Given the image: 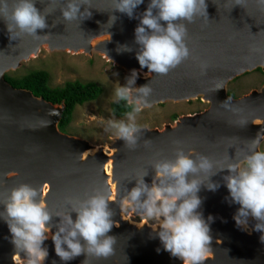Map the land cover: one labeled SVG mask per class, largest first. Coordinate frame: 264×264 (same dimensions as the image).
I'll list each match as a JSON object with an SVG mask.
<instances>
[{"label":"water","instance_id":"95a60500","mask_svg":"<svg viewBox=\"0 0 264 264\" xmlns=\"http://www.w3.org/2000/svg\"><path fill=\"white\" fill-rule=\"evenodd\" d=\"M64 2L35 0L37 10L46 14L47 25L37 29V36L15 29L8 32L16 0H7L8 15L0 14V201L12 188L28 184L38 190V199L42 198L55 215L70 211L66 200L84 199L94 190H103L113 197L109 207L116 226L108 233L115 239L113 254L104 258L82 252L67 264H183L154 238L152 229L157 223L131 219L141 215L132 210L125 215L121 199L135 186V180L129 179L147 170L144 179L150 184L155 174L151 163L174 159L178 148L222 163L242 159L252 139L256 138L260 150L264 139V83L240 97L229 95L227 85L255 69L264 73V6L258 0H205L207 15L201 7V14L186 23L189 57L166 75H156L141 69L135 59L134 29L148 0L138 6L132 19L112 10L113 0H86L80 11L86 7L91 16L74 21L62 17ZM110 16L116 17L112 25ZM121 45L132 51H118ZM41 48L98 55L123 69L125 76L136 69L139 75L134 86L149 85L151 107L196 99L207 106L178 116L161 128L140 126L135 146H126L115 136L95 145L59 130L63 101L51 103L5 80V74L35 57ZM217 87L220 89L214 90ZM227 98L230 103L225 107L222 102ZM109 162L111 167L105 168ZM225 174L211 177L221 183L217 191L202 186L198 193L204 217L211 214L215 218L204 264H264L261 233L252 230L255 221L249 218L245 230L237 227L233 215L239 206L225 202L228 192L221 180ZM71 215L75 219L76 214ZM58 221L59 217L52 218L53 224ZM44 243L48 248L44 264H62L51 239ZM24 261V254H17L11 243L6 223L0 221V264Z\"/></svg>","mask_w":264,"mask_h":264},{"label":"clouds","instance_id":"9594fccd","mask_svg":"<svg viewBox=\"0 0 264 264\" xmlns=\"http://www.w3.org/2000/svg\"><path fill=\"white\" fill-rule=\"evenodd\" d=\"M85 3L86 0H65L60 9L64 20L89 18L88 8L80 11ZM143 3L144 0H113L112 10L132 19L136 18L134 12ZM258 3L264 6V0ZM201 7L207 15L205 0H148L134 29L135 59L141 69L166 75L189 57L185 43L186 23H192L201 14ZM0 14L8 15L7 0H0ZM45 16L35 7V0H16L7 30L37 36V29L47 27ZM115 19V16L109 17L111 25ZM118 51L131 52L132 48L121 45ZM138 75L137 70L132 69L125 77V84H119L114 90V101H123L131 107L126 113L127 122L108 120L105 127L106 132L112 131L126 146L138 143L141 128L136 123L137 114L151 107L147 99L152 91L149 85L134 86ZM217 89L220 87L214 90ZM222 103L228 107L230 101L227 98ZM257 144L256 138L252 139L248 152L234 163L213 161L201 154H186L178 148L174 159L151 163L155 174L150 184L144 179L148 176L147 170L128 180H135V186L123 196L121 207L157 221L152 229L154 238L170 256L183 264H204L212 241L210 225L215 218L211 214L204 217L198 193L202 186L208 191H217L221 183L214 182L211 177L226 171L221 180L228 192L225 202L239 206L233 215L236 226L245 230L251 218L255 221L252 230L261 233L260 240L264 243V151L259 150ZM110 167L111 162L105 165V168ZM42 191L46 192L47 188ZM39 195L36 188L20 184L0 201V221L6 223L11 243L17 254H24L26 264H44L48 257L44 242L49 238L62 264L82 252L104 258L113 254L115 239L108 235L116 226L109 207L112 195L94 190L84 199H68L66 206L70 211L55 215L42 198L38 199ZM71 213L76 214L75 219ZM53 217H59L55 224Z\"/></svg>","mask_w":264,"mask_h":264},{"label":"rangeland","instance_id":"374dc122","mask_svg":"<svg viewBox=\"0 0 264 264\" xmlns=\"http://www.w3.org/2000/svg\"><path fill=\"white\" fill-rule=\"evenodd\" d=\"M42 69L49 75L48 84L51 87L62 86L67 81L93 82L101 92L92 101L75 106L71 120L62 130L65 134L89 140L95 145H102L114 136L112 131H105L108 120H124L126 115L116 117L111 112V103L114 101V90L120 84H125L123 69L105 61L98 55L89 56L83 53L48 52L41 48L40 52L30 59L22 62L16 70L9 71L10 76H22L30 70ZM264 83V73L258 69L247 72L233 79L227 85V92L234 97H240L252 89H258ZM206 104L200 100L187 102L163 103L142 110L136 117V123L150 128H161L166 123L181 115L202 111ZM264 151V139L260 144ZM128 209L124 214L127 215ZM131 219L139 222L146 220L149 224L158 223L147 220L143 216ZM26 264V261L22 262Z\"/></svg>","mask_w":264,"mask_h":264},{"label":"trees","instance_id":"16d2710c","mask_svg":"<svg viewBox=\"0 0 264 264\" xmlns=\"http://www.w3.org/2000/svg\"><path fill=\"white\" fill-rule=\"evenodd\" d=\"M4 78L14 88L27 89L33 95L40 96L51 103H61L63 101L64 109L58 123L60 131L70 122L75 106L96 99L101 92L97 84L77 80L67 81L62 86L51 87L48 84L49 75L42 69L30 70L22 76L5 74ZM228 94L233 96L232 93ZM110 108L112 114L116 117H122L131 111V107L123 101L111 103Z\"/></svg>","mask_w":264,"mask_h":264},{"label":"flooded vegetation","instance_id":"af4514ba","mask_svg":"<svg viewBox=\"0 0 264 264\" xmlns=\"http://www.w3.org/2000/svg\"><path fill=\"white\" fill-rule=\"evenodd\" d=\"M195 113V112H194Z\"/></svg>","mask_w":264,"mask_h":264}]
</instances>
